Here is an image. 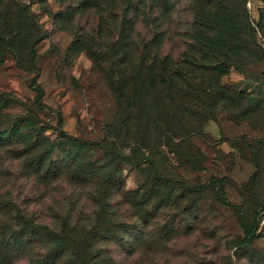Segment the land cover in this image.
Wrapping results in <instances>:
<instances>
[{
    "label": "rangeland",
    "instance_id": "obj_1",
    "mask_svg": "<svg viewBox=\"0 0 264 264\" xmlns=\"http://www.w3.org/2000/svg\"><path fill=\"white\" fill-rule=\"evenodd\" d=\"M32 37L34 74L0 54V264H264V0H0L26 67Z\"/></svg>",
    "mask_w": 264,
    "mask_h": 264
},
{
    "label": "trees",
    "instance_id": "obj_2",
    "mask_svg": "<svg viewBox=\"0 0 264 264\" xmlns=\"http://www.w3.org/2000/svg\"><path fill=\"white\" fill-rule=\"evenodd\" d=\"M21 18L22 17L17 18V22H20ZM132 27L133 26H131V28ZM231 34H234V31ZM41 40H42L41 37H37V38L32 37L29 41H24L19 45V47L20 46L26 47L28 55H30V57H31L29 67H26V65L24 64V61L20 56V52L16 48V43L14 42V38L7 39V40H5V39L0 40L1 41L0 44H3L2 46H0V50H1L0 54L10 53V54L15 55L17 66H19L20 69L25 70L29 74H34L35 70H36L35 64H34V47ZM197 50H198V52H201L202 59H207L208 53H210L209 56H211L213 49H211V47L209 45L201 44ZM1 63H3L2 59H0V64ZM162 63L164 65H167L168 64V58H164L162 60ZM144 67H145V65L141 64L139 67V71L143 72ZM155 68H156L155 64H150V66L147 67L150 74H152V72H154ZM215 68H217V66H215ZM230 70L240 72L239 67L234 63L227 64L226 66L225 65H219V67H218V71L221 75L225 74L227 72H230ZM34 79H35V77H33L31 79V83L29 84V86L31 87V89L35 93V105L40 108L41 106H43L41 101H42V97H43L44 93H43V90L40 88V86L36 84ZM150 79L154 83V79H155L154 76L150 77ZM109 82H110L109 87H110L111 92L113 93L117 103L120 105V108L123 110V112L126 115L124 118V122H125V124H127L128 116H129L130 112L123 105L125 84L124 83L120 84L119 82L113 81V80L109 81ZM216 90L220 95L223 94V92L220 90V87H216ZM3 99H5V100H3ZM0 101H4V102L6 101V103H4L2 108H9V107L13 106L12 101L10 99L7 100V98H5L4 96H0ZM19 122H20V124L29 123V122H31V120L29 117H27V118L20 119ZM16 128H17L16 125L14 127H12V133L13 134H16ZM1 134L2 133L0 132V135ZM60 135H61V137H63L64 140L68 141L74 147L83 148V146L95 145V144H91L88 142L81 141V140L74 138V137L67 136L65 133H60ZM96 146H98V145L96 144ZM104 149L109 154H113V156H117V154L107 150L106 148H104ZM154 178L157 180H160V181L164 180V178L160 177L159 174H157L156 172H154ZM217 198L221 204L226 205V206H231L230 203L228 202V200L224 197L221 190H220V193L218 194ZM262 207H264V204L262 205ZM232 209L236 214L238 225L240 226V228L242 230V234H243L242 239H240L236 243V246L238 248H246L247 246L252 244L254 241H256L262 237V232L259 230V225L261 223L262 217H261L260 213L257 212L256 214H254V216L251 219H249L247 217V215L239 207L232 206ZM48 233L50 234V238L53 235H57L56 233L50 232V231H48ZM58 240H60V242H61L60 244L67 243L70 246H73V248L75 249V247H74L75 246V242H74L75 240L70 238L68 234L64 233V234L58 236ZM51 242H53V241H51ZM60 249H61L60 247H56V246L53 247L52 251H50L46 255L45 261L46 262L52 261L54 259V257H53L54 254L55 255L58 254ZM75 251L77 252L78 258L80 259L81 263L86 264V258H85L84 253L78 252V250H75ZM253 254L259 255V253H257V252H254Z\"/></svg>",
    "mask_w": 264,
    "mask_h": 264
}]
</instances>
